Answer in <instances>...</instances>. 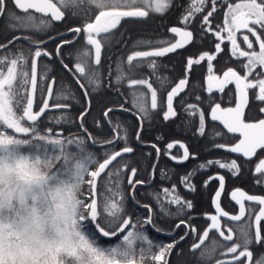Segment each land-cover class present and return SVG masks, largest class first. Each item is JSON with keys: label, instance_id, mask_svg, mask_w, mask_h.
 I'll use <instances>...</instances> for the list:
<instances>
[{"label": "snow or ice", "instance_id": "snow-or-ice-1", "mask_svg": "<svg viewBox=\"0 0 264 264\" xmlns=\"http://www.w3.org/2000/svg\"><path fill=\"white\" fill-rule=\"evenodd\" d=\"M219 2L190 0L182 16L185 27L169 29L178 39L174 42L138 41L137 46L147 50L131 51L126 60L115 63L114 70L117 84L126 81L132 96L133 107L140 121L136 140L140 142L143 123L152 119L155 110L163 109L165 121L178 116L174 100L187 89L193 66L206 61L208 75L204 90L208 94L207 98L196 95V103L181 100L180 105L189 117H198L195 134L200 137H204L207 131L206 113L201 105L209 108L207 115L210 120L220 122L228 134H239L235 143L213 145L215 149L237 154L238 159H209L199 164L197 170L215 165L227 170L233 178H238L248 162L264 153V106L258 107L256 116L248 115L251 111L250 92L255 102L264 105V0H238L236 3L223 0L226 11L223 12L221 23L213 25L212 19L220 10ZM9 3L22 14L12 11ZM173 4L174 0H0V18L6 16V29L18 33L0 42V264H49V257L53 253L59 255L63 249L67 255L69 248L79 250L78 258L85 264H148L149 261L151 264H171L170 257L179 240L169 244L155 243L141 226L152 225L155 228L151 206L142 205L148 213L142 220H134L127 211L129 196L135 204L140 205L136 199L137 186L154 182L161 149L156 144L151 145L156 151V161L151 166L152 172L147 181L135 179L138 168L130 167V161L115 166L114 162L118 158L134 153V148L128 144L127 128L119 121L113 124L109 116L114 111L129 109L124 104L118 108L106 106L102 115L113 135L110 139L97 141L84 127L92 100L81 80L87 81L92 91L99 89L102 83L98 71L102 50L112 47L114 43H126L123 33L117 36L122 20L147 18L153 13L164 14ZM66 11H71L74 18L84 22L81 26L68 29L74 34L73 40L61 39L54 54L60 57L65 45H71L81 37L85 40V50H78L79 54L75 57L77 62L74 70L62 58L60 60L82 90L86 106L76 119L79 120L83 135L64 136L62 129L54 133L52 126H46L53 120L56 126L71 123L67 113L72 105L59 101L75 97L68 85L55 89L56 78L49 77L51 68L39 63V58H51L53 53L44 47L45 40L35 39L34 36L52 29L54 22H62ZM198 15L202 16L198 29L201 37L211 33L219 42L215 43L213 53L205 51L198 58L189 56L184 77L163 95L168 78L156 74L159 67L156 58L175 53L196 42L188 26ZM238 33L242 37L240 42ZM58 35L63 36L62 33ZM21 40L28 43L27 49L23 46L10 47ZM225 40L230 44V56L243 58L245 62L240 65V71L227 67L222 70V74L217 75L212 62L222 53L221 45ZM241 42L246 46L244 49L240 47ZM144 69L151 76H143ZM108 71L111 74L113 66H109ZM152 77L159 81V90L153 87ZM232 84L234 94L228 103L234 106L222 107L223 96L227 95L226 88ZM217 93L220 94L219 100L216 99ZM49 112L62 114L51 117L47 115ZM96 125L99 127L100 122L96 121ZM190 125L191 119L185 122L186 127ZM224 135V132L213 129L210 139L222 138ZM156 139L162 140L163 137L158 136ZM89 142L104 149L101 158L88 151L86 145ZM121 143L124 146L116 149L115 145ZM177 146L182 149V154L171 155V150ZM25 152L32 155L33 164L22 167L20 161L24 159L22 153ZM163 154L178 163L187 161L190 156L195 158L188 146L179 141L168 143ZM197 170L180 178V184L191 193L196 191L191 179ZM125 171L129 172L126 184L130 186V192H126L124 187ZM41 172L45 174L41 175ZM254 173L260 177L255 180V184H264V158L258 159ZM159 174L162 179L168 178L166 170L161 169ZM213 180L218 181V188L211 200L215 214L205 213L210 223L198 234V242L191 245L190 251L200 250L210 234L215 232L219 239L211 240L210 250L200 251L198 259L202 262L205 257L213 259L219 251L222 258L215 259V264H264V252L254 253L252 250L254 245L264 246V195H251L236 187L230 193V202L238 205V212L231 214L221 206L225 176L219 173L209 176L203 186L207 188ZM53 186L57 188L58 195L50 199L48 190ZM148 195L166 215L172 213L164 207L165 203L177 206L175 215L194 207L191 200H184L179 195L175 185ZM246 202L249 203L246 205ZM222 218L227 222H243L238 223L234 230L227 222L222 224ZM181 225L188 229L185 236L189 231L197 232L184 219L176 227ZM116 237H119V242L114 245L105 247L98 242L102 238ZM184 238L181 236L180 240ZM154 247L157 249L155 252ZM176 255L181 256L182 250Z\"/></svg>", "mask_w": 264, "mask_h": 264}, {"label": "trees", "instance_id": "trees-1", "mask_svg": "<svg viewBox=\"0 0 264 264\" xmlns=\"http://www.w3.org/2000/svg\"><path fill=\"white\" fill-rule=\"evenodd\" d=\"M230 3H236L238 0H228ZM190 0H174V4L170 10L166 11L164 14H150L147 18H126L121 21V27L117 32V36L120 33H123L125 44H113L112 47H106L102 50L101 54V65L99 66L100 79L102 81L101 86L97 91H92V86L87 84V81L81 80L85 83V86L89 90V98L92 100V105L90 109V114L87 115L84 120V127L88 129V132L92 134L97 141H103L106 139L112 138V131L110 130L108 124L106 123L102 113L105 107H118L120 104H124L125 108L129 109L130 112L117 110L110 113L109 119L112 123L115 124L117 121L122 123L125 128L128 130V144L134 148V153L127 154L122 158H118L117 162H114V165L119 167L124 161H130V167L138 168V175L135 179L146 180L149 178V175L152 172V164L156 159V151L151 145H142L138 144L136 141V132L140 128V121L137 119V113L132 103V96L129 94V89L127 87L126 81L117 84L115 76L116 72L114 70L115 63L118 60H126V56L131 53L133 50H143L144 47H138L137 42L142 40H170L173 41L174 36L169 32V27L173 25L185 27L182 16L185 14V10L188 7ZM9 7L12 11H16L17 14H22L16 10L11 3ZM219 11L216 12L215 17L212 19L213 25L221 23L223 12L226 11V5L223 3V0H220L218 3ZM62 10H64L62 8ZM202 16L198 15L190 21L188 28H190L195 37V43L187 46L185 49L177 50L175 53L167 54L164 57L156 58L158 69L157 75L161 77H167L166 87L163 95L169 90V88L180 78L184 77V70L186 65V60L189 56L193 58H198L199 54H202L205 51L210 53L214 52L215 43L219 42L217 38L211 33H205L201 37L198 29ZM84 21L82 19L74 18L71 11H66L65 19L62 22H54L53 28L47 32H40L38 35L34 36L35 39H47L56 34L64 33L68 31L69 28L81 26ZM8 23L7 17L0 18V42H5L6 39H11L13 35L18 33L9 32L6 29V24ZM30 34V33H23ZM74 37L73 33H68L62 37L49 41L44 45V47L51 53L53 56L41 57L39 58V63L46 64L51 68L49 77H55L57 84L55 89L58 90L62 85H68L71 88V91L74 94L75 99H69L67 101H59L61 103L67 102L72 105L71 109L67 113L71 123H62L59 126H56L54 120L49 122L46 126H52L54 133L62 129V134L68 136L69 134H81L83 132L79 127V120L76 119L79 116V113L86 106L84 97L82 95V90L75 83L73 74L63 67L59 63L55 56L56 46L61 42V39L71 40ZM252 37H250L251 39ZM242 40V37L238 33V42ZM27 49L29 45L24 41L16 42L15 46L10 47H19ZM85 40L81 37L76 39L75 42L71 45H65L61 49L60 58L63 59V62L68 64L70 69L74 70V65L77 62L75 57L79 52L85 50ZM223 51L217 56V58L212 62L214 65L215 74H222V70H226L227 67L236 68L237 71H240V65L245 61L243 58L237 59L230 56V44L225 40L221 45ZM240 47L244 49L246 46L241 42ZM34 50V46H33ZM258 50V49H257ZM71 54V55H70ZM109 66H113V71L111 74L108 69ZM207 63L202 62L201 65H194L192 70L189 73V85L184 93L178 97L174 106L178 112V116L175 119L165 121L163 119V109H158L153 112L152 119L143 123V130L140 133V142L147 144H156L161 149V155L159 157V163L156 168V178L151 185L137 186L136 190V199L140 201V205L135 204L131 197L129 196L127 200V211L128 214L133 216L134 220H142L145 216L148 215L147 211L142 207L144 204H148L152 208L153 221L152 224L155 225L156 229L160 231H169L180 222L181 219H184L187 224L193 220L197 219L202 220L203 213L210 210L211 208V197L215 190V183L212 181L207 188L203 186L205 177H207V172L219 171L222 172L225 176L226 187L230 188L232 186H239L249 193H256L264 195V184L256 185L255 180L260 179L258 174L254 173L255 164L258 162L259 158H264V153H260L258 158H254L252 161L248 162L246 166L242 169V174L238 178H233L227 170H221L217 166L213 165L209 167L208 171L200 174L197 170V166L201 163H206L209 159H221L222 161H230L231 159H238L237 156H234L232 153L225 150H218L213 147L214 144L218 143H233L236 140V137L233 135H228L225 131L216 123L210 122L207 119V114L209 108L206 105H201L204 108L206 113V134L204 137H200L195 134L196 127L198 126V117H189L184 113L183 108L180 105V101L183 100L185 103H196L195 96L200 95L202 98L206 99L208 94L204 90L205 86V77L208 75ZM243 74V73H241ZM143 76H151V73L147 70H143ZM133 78H141L140 76H134ZM153 87L158 88L159 90V81L152 77ZM198 85V87H193ZM144 89H141L143 91ZM227 95L223 96L224 103L222 105H228V101L234 94V85H229L226 88ZM220 94H216V99L219 100ZM53 101H50V103ZM250 104L251 111L248 115L256 116L257 109L260 106L257 102L254 101V97L250 92ZM247 111V110H246ZM61 112H49L47 115L51 117L61 115ZM136 114V115H135ZM191 119V125L185 126V122ZM96 121L100 122V126L97 127ZM224 132L225 135L222 138L210 139L212 135V130ZM168 134H165L167 133ZM22 135V134H20ZM158 136H162V140H157ZM87 140V136L85 135ZM174 140H183L189 148L190 153L195 154V158L190 157L187 161L182 164L172 163L167 156L163 154L166 145L169 142ZM88 151L93 152L97 158L102 157L104 151L101 147H93L90 142L87 143ZM124 146L123 143L115 145L116 149ZM150 154V155H149ZM238 162H240L238 160ZM166 170L168 178L162 179L160 177V170ZM193 170H197L196 175L192 177L191 183L196 186V191L191 193L186 191L185 188L180 184V178ZM129 174L128 171L124 172L125 177V191L130 192V186L126 184V177ZM87 178V177H86ZM172 185H175L179 195L184 200H191L194 204L193 209L187 210L180 214L175 215L177 212V206L169 205L165 203L164 207L168 209L172 215H166L161 212L157 203L152 199L148 193H154L159 189L164 187L171 188ZM224 203V200H222ZM146 234L152 239L155 243L168 244L172 240L168 235L162 234L154 229L150 228L149 225H141ZM184 227L180 226L178 231L183 232ZM188 239H193V235L188 236ZM119 237L116 238H102L98 242L103 246L114 245ZM179 245L176 249L173 250V254L170 257L171 264H193V263H202L192 254L188 247H184L182 259H178L175 254ZM157 249L154 247L153 252ZM151 264V263H150Z\"/></svg>", "mask_w": 264, "mask_h": 264}, {"label": "flooded vegetation", "instance_id": "flooded-vegetation-1", "mask_svg": "<svg viewBox=\"0 0 264 264\" xmlns=\"http://www.w3.org/2000/svg\"><path fill=\"white\" fill-rule=\"evenodd\" d=\"M234 85V84H233ZM229 105V104H228ZM225 106V105H223ZM182 141L185 145L186 143L183 141V140H180ZM174 142V141H172ZM170 143V142H169ZM187 146V145H186ZM190 152V151H189ZM192 154V153H190ZM171 155H177V156H180L181 155V149L177 146V147H174L172 150H171ZM191 157V156H190ZM169 158V157H168ZM169 160L174 163V164H182V163H178V162H175L173 160H171L169 158ZM185 162V161H184ZM221 175H224L222 172L220 173ZM213 174L207 172V177H205V180L208 179L209 176H212ZM216 187H215V190L218 186V181L216 180H213ZM236 187H239V186H232L230 188H227L226 187V180H225V191L224 193L222 194V197H221V206L224 208L225 211H228L229 213L231 214H235L238 212V207L233 203V202H230V196H229V193L232 189L236 188ZM241 188V187H240ZM243 189V188H242ZM214 190V191H215ZM214 193V192H213ZM251 194H256V193H251ZM262 195V194H261ZM213 196V194H212ZM211 200H212V197H211ZM224 200V203L223 201ZM249 202H246V205L248 204ZM254 210H258V208H255ZM205 213H213V207H212V203H211V208L210 210L208 211H205L203 213V216H202V220L201 219H197L196 221H194V218L193 220L190 222L189 225H192L194 226L196 229H197V232L193 233V232H190L189 231V234L185 236V232L188 231V229L184 226V225H181L184 227L183 229V232L180 230L178 231V228L175 226L173 228V230H169V231H160V233L164 234L166 233L165 235H168V233H171V235H168V237H171L172 240L169 241V243H172L173 240H179V248L177 249L176 253L177 252H180L181 250H184V247H188V249L190 250V247L193 243H195L198 239V234L199 233H202V231L204 230V228L207 226V224L209 223V221L205 218ZM227 222L225 218H222V224ZM243 222V221H242ZM242 222H237V223H233V222H227L229 224V226L233 227L234 230L235 228L238 226V223H242ZM262 223H264V221H262ZM190 235H193V239H188ZM181 236H184L185 238L183 240H180V237ZM219 239V237L217 236V234L215 232L211 233L210 234V237L205 241V244L202 245V248L200 250H197L196 252H192V254L198 259L199 255H200V251L203 250V249H211L212 247V244H211V240L212 239ZM168 243V244H169ZM226 246H230V245H226ZM258 248L260 250V253L261 252H264V246H253L252 250L253 252L255 253V249ZM182 254H183V251H182ZM218 254V259H221L222 257L220 256L219 254V251H217V253L214 254V256ZM175 256L178 258V259H182V255L181 256H177L175 254ZM212 260V259H211ZM198 261L200 262L201 260L198 259ZM202 262V261H201ZM207 262H209V259L207 257H205V259L203 260L202 263L206 264ZM214 262H212L211 264H213ZM197 264H201V263H197Z\"/></svg>", "mask_w": 264, "mask_h": 264}, {"label": "clouds", "instance_id": "clouds-1", "mask_svg": "<svg viewBox=\"0 0 264 264\" xmlns=\"http://www.w3.org/2000/svg\"><path fill=\"white\" fill-rule=\"evenodd\" d=\"M24 157L23 160L20 161V165L23 166H30L33 164V158L30 153H22ZM45 174L41 172V175ZM49 198L54 199L58 195V190L55 186L51 187L48 190ZM95 246V245H94ZM69 254L65 255L63 249H61L60 254L53 253L52 256L49 257V264H85V261H82L78 258L79 250L73 251L71 248L67 250Z\"/></svg>", "mask_w": 264, "mask_h": 264}, {"label": "water", "instance_id": "water-1", "mask_svg": "<svg viewBox=\"0 0 264 264\" xmlns=\"http://www.w3.org/2000/svg\"><path fill=\"white\" fill-rule=\"evenodd\" d=\"M171 27H180V26H177V25H173V26H170V28ZM169 28V29H170ZM188 30H191L190 28H188ZM192 31V30H191ZM68 33H70V32H65V33H62L63 35H65V34H68ZM174 37H175V39H178L179 37L178 36H175L174 34H172ZM52 37H54L53 39H58V38H60V37H62L61 35H55V36H52ZM53 39H49V38H47L45 41H46V43H48L49 41H51V40H53ZM175 39L173 40V42L175 41ZM71 40H73V38L71 39ZM23 41V40H22ZM25 43H27L26 41H24ZM45 43V44H46ZM28 44V43H27ZM60 44V43H59ZM35 47V46H34ZM143 50H147V49H143ZM93 57H94V50H93ZM56 59H57V61L60 63V60H61V58L60 57H56ZM183 78V77H182ZM179 80V79H178ZM178 80L176 81V82H178ZM175 82V83H176ZM174 83V84H175ZM174 84L172 85V86H174ZM205 84H206V79H205ZM169 90H170V88H169ZM186 91V90H185ZM184 93V92H183ZM182 94V93H181ZM166 95V94H165ZM175 101V100H174ZM227 106H234V105H225V106H223L222 105V107H227ZM35 110V109H34ZM128 112H130L129 110H128ZM209 112V111H208ZM136 115V114H135ZM105 119V118H104ZM208 119H209V121L210 122H213V121H211L210 120V117L208 116ZM105 121H106V123L108 124V122H107V120L105 119ZM213 123H217V124H219L220 126H221V128L226 132V130L223 128V126H222V124H220V122H213ZM108 126H109V124H108ZM140 129V128H139ZM82 130V129H81ZM227 133V132H226ZM228 134V133H227ZM229 135H233V136H236L237 137V140L239 139V134H229ZM236 140V141H237ZM137 141V140H136ZM176 141H179V142H181V143H183L182 141H180V140H176ZM235 141V142H236ZM175 142V141H174ZM234 142V143H235ZM138 144H142V145H152V144H147V143H142V142H137ZM91 144V143H90ZM184 144V143H183ZM91 146H93V147H99V146H94V145H92L91 144ZM181 154H182V149H181ZM233 154V153H232ZM233 155H235V156H237V154H233ZM156 161V160H155ZM176 162V161H175ZM180 163H182V162H180ZM221 175V174H220ZM145 185H148L147 183L145 184ZM217 188H218V186H217ZM216 188V189H217ZM240 188V187H239ZM235 189V188H234ZM234 189H232V190H234ZM242 189V188H241ZM231 190V191H232ZM244 190V189H243ZM231 191H230V193H231ZM245 191V190H244ZM215 192V191H214ZM246 192V191H245ZM230 193H229V196H230ZM249 194H251V193H249ZM213 195H214V193H213ZM251 195H261V194H251ZM213 197V196H212ZM132 200V199H131ZM133 201V200H132ZM234 204H235V202H233ZM236 205V204H235ZM237 207H238V205H236ZM212 207H213V213H209V214H215V212H214V206L212 205ZM205 218H206V216H205ZM207 219V218H206ZM209 221V220H208ZM209 223H210V221H209ZM151 226V225H150ZM207 227V226H206ZM151 228L152 229H154L155 231H157L156 230V228H154V227H152L151 226ZM158 232H160V231H158ZM166 234V233H165ZM169 235V234H168ZM196 242H198V240L196 241ZM195 242V243H196Z\"/></svg>", "mask_w": 264, "mask_h": 264}, {"label": "bare ground", "instance_id": "bare-ground-1", "mask_svg": "<svg viewBox=\"0 0 264 264\" xmlns=\"http://www.w3.org/2000/svg\"><path fill=\"white\" fill-rule=\"evenodd\" d=\"M74 28V27H73ZM170 28V27H169ZM168 28V29H169ZM67 32V31H66ZM65 33V32H64ZM61 34V33H60ZM56 35H58V34H56ZM55 36V35H54ZM52 37V36H51ZM56 39V38H55ZM55 39H53V40H55ZM46 40V39H45ZM53 40H51V41H53ZM205 79H206V77H205ZM205 86H206V84H205ZM114 108H118V107H114ZM127 109V108H126ZM124 112H126V111H124ZM162 115H163V112H162ZM207 119H208V115H207ZM209 120V119H208ZM165 134H168V132L167 133H165ZM237 140V139H236ZM235 140V141H236ZM175 141V140H174ZM234 141V142H235ZM233 142V143H234ZM156 160V159H155ZM209 169L208 168H206V169H204V170H200L199 171V173L200 174H202V173H204V172H206V171H208ZM211 174H213V175H215L216 173H221V172H219V171H213V172H210ZM150 226V225H149ZM152 226V225H151ZM151 226H150V228H151ZM219 257H218V254H216L215 256H213V259L212 260H209V262H207L206 264H211L212 262H214L213 264H215V259H218ZM193 264H197V263H193Z\"/></svg>", "mask_w": 264, "mask_h": 264}, {"label": "rangeland", "instance_id": "rangeland-1", "mask_svg": "<svg viewBox=\"0 0 264 264\" xmlns=\"http://www.w3.org/2000/svg\"><path fill=\"white\" fill-rule=\"evenodd\" d=\"M19 135H20V134H19ZM118 242H119V240H117L116 243H118ZM116 243H115V244H116ZM255 253H260V250H259L258 248H256V249H255ZM150 263H151V262L149 261L148 264H150Z\"/></svg>", "mask_w": 264, "mask_h": 264}]
</instances>
